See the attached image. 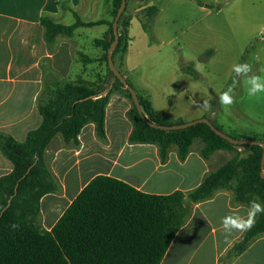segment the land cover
<instances>
[{"label": "trees", "instance_id": "1", "mask_svg": "<svg viewBox=\"0 0 264 264\" xmlns=\"http://www.w3.org/2000/svg\"><path fill=\"white\" fill-rule=\"evenodd\" d=\"M129 1L119 20V42L113 53L116 66L118 60L123 63L131 41L132 17L127 14ZM196 1L199 6L215 8ZM108 2L110 20L85 22L78 12L69 8L75 18L74 24L65 25L50 16H43L40 25L48 44H53L58 37L73 38L79 28L108 27L104 36L95 39L93 44L102 51L98 61L106 64L114 78L112 89L120 91L131 102L128 113L134 126L131 142L157 145L163 160L174 146L179 159L186 160L195 140L203 142L201 155L205 159L220 150L239 151L188 193L151 195L121 180L97 176L51 231H45L38 222L41 200L58 189L46 164V151L57 136H61L66 144H76L82 129L89 124H94L98 136L104 139L106 108L110 100V94L104 95L106 89L101 83L88 81L82 75L58 82L42 92L38 105L41 125L30 131L24 142L0 134V152L12 164V172L0 178V264H161L194 205L212 199L220 191H230L233 201L240 205L250 206L253 200L264 205V179L260 175L262 146L232 145L204 123L176 131L152 128L148 122L167 126L185 122L167 121L137 93L148 122L139 114L130 91L108 65V50L115 39L113 22L122 0ZM158 13L155 6L141 11L140 21L145 32H151ZM80 59L85 65L95 62L84 53L80 54ZM185 70L197 77L192 66ZM227 135L264 143V138ZM13 224L18 227L13 228ZM262 236L264 213L257 215L254 227L244 232L234 245L232 257L242 254Z\"/></svg>", "mask_w": 264, "mask_h": 264}, {"label": "crops", "instance_id": "2", "mask_svg": "<svg viewBox=\"0 0 264 264\" xmlns=\"http://www.w3.org/2000/svg\"><path fill=\"white\" fill-rule=\"evenodd\" d=\"M151 1L133 0V9L128 14L132 15L131 25L134 17H138L141 24V11L152 6ZM224 2L229 6L233 0ZM212 3L216 7L221 4L218 1ZM241 4L244 14L247 5L254 8L251 11L252 23L256 22L264 32V0H242ZM204 5L209 4L204 2ZM69 8L78 12L85 22L110 20L108 0H0V134L24 142L28 133L41 125L38 105L45 89L61 81L73 80L78 75L96 82L86 74L93 65H96L97 71L103 69L98 61L102 53L93 58L95 62L92 64H84L74 71V57L82 53V44L77 40L76 33L73 38L58 37L53 44L45 40L41 18L50 16L65 24L67 14H72ZM198 8L213 14L214 8ZM217 9L221 12L223 8L218 6ZM101 11H105L107 16L99 19L97 17ZM247 24L246 20H241L242 26L248 27ZM102 26L106 28L105 34L108 27ZM130 38L128 53L123 63L118 62L121 65L117 66L124 76V72L130 70L128 56L133 41L131 34ZM112 85L113 82L107 85L104 92V95L110 94L106 108V137L100 138L95 125L89 124L82 129L76 144H66L61 137H56L46 151V164L58 183V189L41 200L38 222L45 231H51L83 189L97 176L121 180L151 195H169L177 191L188 193L232 159L230 151L224 150L205 159L201 155L204 144L197 140L184 161L179 159L175 146L163 160L157 145L131 142L134 126L128 113L132 105L120 91L113 90ZM134 89L149 101L145 92L140 94L139 90ZM202 118L205 116L193 118L190 122ZM176 121L184 120L180 117L173 122ZM218 161L225 162L218 164ZM11 172L12 164L0 152V178ZM248 208L235 203L230 191H220L212 199L194 205L161 264H264V236L236 257H232L231 250L244 233L234 232L229 237L230 243L225 242L221 218L233 213L246 216Z\"/></svg>", "mask_w": 264, "mask_h": 264}, {"label": "rangeland", "instance_id": "3", "mask_svg": "<svg viewBox=\"0 0 264 264\" xmlns=\"http://www.w3.org/2000/svg\"><path fill=\"white\" fill-rule=\"evenodd\" d=\"M200 1L209 5L218 1L222 5L219 3L212 10L213 14H207L198 8L196 0H152L151 5L157 7L159 13L151 32H145L138 17H134L129 30L133 38L128 56L130 70L124 74L140 94L145 92L148 95L149 103L165 119L173 122L181 117L184 122H190L193 118L205 116L229 135L262 140L264 93L250 98L244 79L236 78L232 72L234 64L250 63L255 74L264 75V32L256 22L252 23L254 8L247 5L244 14L242 0H233L229 6L224 0ZM133 6V0H130L127 14ZM218 6L223 8L221 12ZM106 16L105 11H101L97 18ZM242 19L248 22V27L241 25ZM64 22L74 24L73 14L68 13ZM105 29L103 26L77 29L75 33L82 44L81 52L91 58L101 54L92 40L102 38ZM100 65L103 69L97 71L93 65L86 75L106 89L114 78L105 63ZM83 66L80 54L74 57L73 70ZM188 66L197 72L196 78L185 70ZM234 78L238 79L236 102L225 107L218 98ZM204 100L212 105L211 110L200 107ZM238 151H230L232 158ZM222 162L225 161H218V164Z\"/></svg>", "mask_w": 264, "mask_h": 264}, {"label": "clouds", "instance_id": "4", "mask_svg": "<svg viewBox=\"0 0 264 264\" xmlns=\"http://www.w3.org/2000/svg\"><path fill=\"white\" fill-rule=\"evenodd\" d=\"M232 72L236 78H243L247 84V95L250 98L257 97L258 94L264 93V75L255 74L253 66L250 63H236L232 66ZM238 84V79H233V83L219 95V103L225 107L232 106L236 102L235 89ZM205 110H211L212 105L204 100L200 105ZM264 213V205L253 200L250 202V206L246 216L240 214H228L221 218V225L225 234V242L230 243L229 237L234 232L244 233L252 229L256 222L258 214ZM13 228H17L18 225L13 224Z\"/></svg>", "mask_w": 264, "mask_h": 264}, {"label": "water", "instance_id": "5", "mask_svg": "<svg viewBox=\"0 0 264 264\" xmlns=\"http://www.w3.org/2000/svg\"><path fill=\"white\" fill-rule=\"evenodd\" d=\"M126 7H127V0H122L121 6H120V8H119V10L117 12V15H116V17L114 19V22H113V30H114L115 39H114L113 43L110 45L109 50H108V65H109L111 71L113 72V74L124 85L125 89H128L130 91L132 99H133V102H134V105L137 108L139 114L142 115L144 117V119L148 122V120L144 116V113H143L142 107L140 105V101H139L138 94H137L136 90L127 82L125 77L118 70V68H117V66H116V64L114 62V59H113L114 50H115V48H116V46H117V44L119 42V20L121 19ZM148 123H149V125L152 128L159 129V130H164V131L182 130V129H186V128L192 127V126H194L196 124H199V123H204V124L208 125L210 127V129L212 131H214L218 136L222 137L223 139H225L226 141H228L232 145H240V146L260 145L264 149V143H262V142L253 141V140H247V139H234V138L228 136L227 134H225L222 131H220L219 129H217L213 125V123L207 118H202V119L191 121V122H188V123L179 124V125H170V126L157 125V124L150 123V122H148ZM260 175L264 179V152H263V157H262Z\"/></svg>", "mask_w": 264, "mask_h": 264}]
</instances>
